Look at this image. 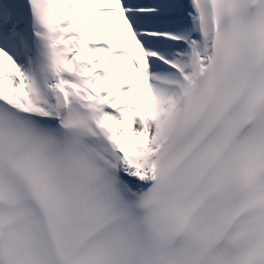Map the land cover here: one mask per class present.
<instances>
[{
  "label": "snow or ice",
  "instance_id": "obj_1",
  "mask_svg": "<svg viewBox=\"0 0 264 264\" xmlns=\"http://www.w3.org/2000/svg\"><path fill=\"white\" fill-rule=\"evenodd\" d=\"M0 264H264V0H0Z\"/></svg>",
  "mask_w": 264,
  "mask_h": 264
}]
</instances>
